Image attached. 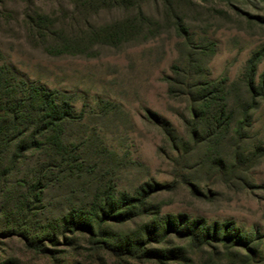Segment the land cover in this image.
<instances>
[{
  "label": "rangeland",
  "instance_id": "rangeland-1",
  "mask_svg": "<svg viewBox=\"0 0 264 264\" xmlns=\"http://www.w3.org/2000/svg\"><path fill=\"white\" fill-rule=\"evenodd\" d=\"M74 3L0 0V90L42 87L68 114L63 152L23 150L28 122L0 176L7 207L40 209L60 237L29 249L1 234L0 215V264H67L59 220L74 210L98 230L79 235L76 264H155L153 249L174 253L164 264H264V0ZM38 12L60 37L34 38ZM132 19L121 41L90 35ZM102 240L144 247L116 255L94 246Z\"/></svg>",
  "mask_w": 264,
  "mask_h": 264
},
{
  "label": "trees",
  "instance_id": "trees-1",
  "mask_svg": "<svg viewBox=\"0 0 264 264\" xmlns=\"http://www.w3.org/2000/svg\"><path fill=\"white\" fill-rule=\"evenodd\" d=\"M75 7H81L82 9L99 8L101 6H106L108 4L117 3L119 0H67V2L73 3ZM28 30L34 35V38L41 43L44 41L45 37L55 39L60 37L59 33H62L59 27L60 22L55 21V18H52L50 15L43 12H38L35 18L29 20ZM58 23V24H56ZM57 25V26H56ZM135 25L132 20H124L117 24L112 25L111 29L108 31L94 29V33L91 32L90 35L95 34L93 39L99 38L105 43L110 42L114 43L115 41H121L126 35L131 32V28L128 26ZM96 30V31H95ZM93 31V30H92ZM115 40V41H114ZM58 47V46H57ZM60 47L58 51H61ZM1 71V67H0ZM2 90H0V176H6L7 170L3 169L2 164L8 153V147L20 134L24 135L23 129L19 128H28L25 127L29 122L33 125L31 128V142L30 145H23L22 149L25 150L29 146H38L37 144L47 143L52 149H57L60 152H63L61 145V134L63 131V123L65 118L68 116L67 112L60 108L54 98L53 93L50 91L44 90L42 87L30 86L26 83V87L19 90L16 85L12 84L10 80L1 81ZM202 100L206 103L203 105L204 109L207 107V102L203 97L209 95L211 90H203ZM29 99L34 100L32 106H28L27 101ZM201 99V98H200ZM197 101L196 97H192V105L190 106V113H196L195 103ZM202 107V106H200ZM203 109V110H204ZM31 111V112H30ZM227 119V117H226ZM226 125L229 124L230 117L228 116ZM17 128V130H15ZM196 128V127H193ZM38 137L40 139H38ZM33 138H35L33 140ZM43 141V142H42ZM21 147V146H20ZM10 169V167H9ZM0 189V198L4 202L3 207L0 206V215L4 217L2 227H5V230H2L1 234H10V236L21 237L24 245L29 249L36 251L44 252L47 250L46 244L55 245L58 241V235L56 229L58 224L50 226L49 224H44L41 221V210L34 212V208L28 203L24 202L22 205H17L15 203L11 209L7 207V202L10 198L6 195L7 191H4L1 194ZM84 212L81 210H74L67 213V216L62 217L59 222H61V236L64 240L63 245L68 247L71 252L65 253L67 255L68 261L67 264H76L75 259L71 262V259L75 256L78 257L79 250L83 249L79 244V235L88 234L91 235L90 241H93L95 236L98 234V230H95L93 224L88 221L84 222L83 216ZM116 218V217H115ZM18 230V231H17ZM206 238L209 237V234H206ZM221 236V235H220ZM221 241L231 240L228 236H221ZM100 244L94 245L95 247H100L102 250L107 253L121 255L123 253H129L126 251L129 247H132L133 244H137L138 250L143 246L141 242H135L127 244L126 248H119L112 246L110 243L102 240ZM141 243V244H140ZM137 247H134L133 250H137ZM123 249L126 252H122ZM51 251V250H50ZM153 252L147 254V257H154L153 260L155 264H164L165 260L174 257V253L165 254L159 249H153ZM172 259V258H171Z\"/></svg>",
  "mask_w": 264,
  "mask_h": 264
}]
</instances>
